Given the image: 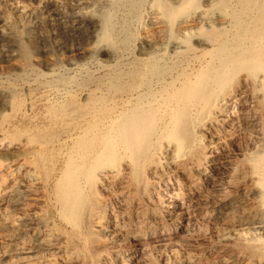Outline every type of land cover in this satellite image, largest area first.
<instances>
[{
  "label": "bare ground",
  "instance_id": "6f19581e",
  "mask_svg": "<svg viewBox=\"0 0 264 264\" xmlns=\"http://www.w3.org/2000/svg\"><path fill=\"white\" fill-rule=\"evenodd\" d=\"M44 11L84 62L38 68ZM0 39V264H264V0H0Z\"/></svg>",
  "mask_w": 264,
  "mask_h": 264
},
{
  "label": "rangeland",
  "instance_id": "374dc122",
  "mask_svg": "<svg viewBox=\"0 0 264 264\" xmlns=\"http://www.w3.org/2000/svg\"><path fill=\"white\" fill-rule=\"evenodd\" d=\"M44 12L42 14H41V12L39 14H36V15L34 14L30 18L31 23L35 25V31L37 30V31H43L45 33H47V32L50 33V35L47 38H44V39L37 38L34 40L33 47L36 51L35 54H37L36 56L41 61V65H39L38 68L41 69V71H43V72L44 71L47 72L48 69L53 68V64L56 62L59 63L61 61H70L71 63L73 62L76 64L84 62L85 57H87L88 55L83 54L81 57L80 53H78L77 50H81L83 48L85 50L87 47H92L95 45V42L97 40V36L99 35L98 34L99 33L98 27H95V25L90 26L87 29L83 30L82 32H79L78 34L75 33L73 35L68 36V35H65V34H62L61 32H59V30L57 28V24H58V21L56 20L57 18L55 17V19H54V16L49 17L48 13L46 11H44ZM46 17L49 19L51 18V19L47 20ZM53 25H54V27H53ZM42 26H43V28H42ZM44 29H46V30H44ZM0 45H1L0 46V78L5 79L7 77L12 76L13 73L15 74V73H18L19 71L13 65L14 64L13 62H15V61L12 62L13 58L11 56L14 53V47L12 46V44L10 42H8L7 40L5 41V40L0 39ZM73 49H74V51H73ZM106 49L107 48L101 50V52H105ZM75 52H76V54L77 53L78 54L76 55ZM81 52H83V51L81 50ZM102 58L105 59L106 57L102 56ZM15 60L17 61L16 63H18V60L17 59H15ZM11 62H12V64H11ZM46 64H49V66H47ZM11 67H13V68H11ZM9 72L11 74H8ZM4 76H6V77L4 78Z\"/></svg>",
  "mask_w": 264,
  "mask_h": 264
}]
</instances>
